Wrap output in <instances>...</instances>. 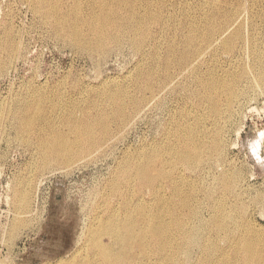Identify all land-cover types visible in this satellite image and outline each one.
<instances>
[{
  "label": "rangeland",
  "instance_id": "rangeland-1",
  "mask_svg": "<svg viewBox=\"0 0 264 264\" xmlns=\"http://www.w3.org/2000/svg\"><path fill=\"white\" fill-rule=\"evenodd\" d=\"M46 1L0 0V40L9 32L17 48L10 59L1 55L6 69H0V264H48L70 259L74 253L83 256L90 228H98L99 212L110 204L118 206V195L126 192L115 195L114 187L132 180L119 172L121 162L134 166L142 150L188 123L197 136L222 129L217 149L215 137H205L210 148L202 157L201 176L206 184H213L221 173L230 180L237 178L245 217L253 225L251 235L264 255V83L258 74L264 70V0H138L143 4L137 2V16L145 23L146 41L137 48L130 35L121 34V45L112 42L105 53L84 51L60 39L51 22L36 10ZM91 1L81 0L83 14ZM52 2L71 12L73 0ZM235 10L238 16L228 33L219 40L214 35L207 44L212 28L225 27L223 13ZM240 26V35L230 44L234 50L239 48L229 55L221 40ZM194 30L202 36L194 64L186 71H175L171 87L133 116L129 101L137 99L133 88L138 68L149 69L154 53L166 55L169 46L181 50L183 39ZM193 67L202 76L213 72L246 94L230 119L224 121L228 114L220 109L224 112L218 124L213 117L201 122L211 109L199 106L202 100L191 77ZM227 70L237 75L220 76ZM113 84L122 87L126 96V90L131 91L130 100L124 98L130 104L124 114V119L130 115L128 123L117 125L113 120L108 138L90 152L70 156L65 164H45L38 154L39 136H48L45 129L59 130L62 115L75 104H84L83 111L99 103V91ZM23 100L33 101V111L43 116L31 144L22 141L13 122L17 104ZM183 113H188L190 122L179 119ZM166 171L172 170L167 166ZM182 173L195 178L192 172ZM204 216L208 219L209 211ZM103 242L114 244L109 237ZM198 257L195 250L193 263Z\"/></svg>",
  "mask_w": 264,
  "mask_h": 264
},
{
  "label": "bare ground",
  "instance_id": "bare-ground-1",
  "mask_svg": "<svg viewBox=\"0 0 264 264\" xmlns=\"http://www.w3.org/2000/svg\"><path fill=\"white\" fill-rule=\"evenodd\" d=\"M137 2L143 5L138 0H92L86 10L88 13L83 14L81 0H73L71 12H64L57 3L47 0L45 7L40 4L36 10L48 24L51 22L60 39L84 51L105 53L110 43L121 45V34L130 35L137 48L146 41L145 23L137 16ZM223 15L225 27L221 31L212 28L210 31L214 34L207 36V44L213 42L214 35L219 40L230 29L238 12L227 11ZM241 28L221 40L229 55H235L239 48L234 50V45L230 44L236 35H240ZM12 39L6 32L0 40L2 71L6 61L1 55L10 59L17 51ZM199 40L202 36L199 30H194L183 39L181 50L175 45L169 46L166 55L154 53L149 69L138 68L133 88L137 95L134 102L130 100L131 91L126 90V96L120 90L122 87L113 84L111 88L99 91V103L89 110L82 111L80 106L85 105L75 104L73 109L64 112L59 122L62 125L60 131L45 129L48 136L38 135L40 158L45 164H65L70 156L79 157L96 148L110 135L113 120L117 125L128 123L130 115L124 119V114L130 104L133 116H137L173 83L175 71H186L194 64L201 53ZM230 71L220 76L237 75ZM258 74L264 83V70ZM191 75L199 93L197 98L202 100L199 106L211 109L206 111L201 122L213 117L218 124L224 111L228 117L223 120L230 119L235 106L246 94L237 92L236 84L224 82L213 72L202 76L198 68L193 67ZM125 97L129 98L130 104ZM32 107L33 101L23 100L13 113L18 134L27 144L32 143L40 120H43V116L36 114ZM220 109L225 110L220 112ZM179 119L187 121L188 113H183ZM170 122L176 123V120ZM204 135L197 136L192 124L188 123L172 133H164L158 144L142 150L134 166L123 160L119 172L132 180L118 182L114 187L118 189L114 190L115 195L122 190L126 192L118 195L121 200L118 206L110 204L99 212L98 228L92 226L86 236L88 251L80 257L74 253L70 259L48 264H264V255L257 250V243L251 235L253 225L245 217L246 207L237 192V178L230 180L221 173L215 176L213 184H206L202 179L201 174L205 172L202 157L210 148L206 146L205 137H215L213 147L217 149L223 140V132L218 129L214 135L210 132ZM167 166L171 173L166 171ZM182 171L194 173L195 178L184 177ZM205 211L210 213L208 219L204 216ZM105 237L114 244H105ZM195 250L199 257L193 263Z\"/></svg>",
  "mask_w": 264,
  "mask_h": 264
}]
</instances>
